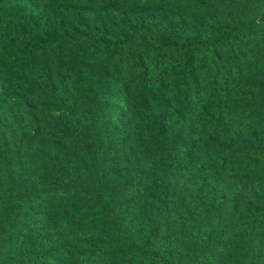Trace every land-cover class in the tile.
<instances>
[{
    "label": "trees",
    "instance_id": "obj_1",
    "mask_svg": "<svg viewBox=\"0 0 264 264\" xmlns=\"http://www.w3.org/2000/svg\"><path fill=\"white\" fill-rule=\"evenodd\" d=\"M251 2L0 0V104L14 90L15 70L31 59L67 116L81 112L74 86L65 79L72 74L68 64L82 62L89 73L108 68L116 77L112 86L100 79L94 90L86 87L100 132L89 146L61 136L67 144L61 171L89 154L97 170L114 174L119 188L102 203L96 193L61 185L62 174L53 172L48 186L36 184L24 196L29 142L12 150L0 124V166L8 178L3 201L19 206L0 243V264H125L128 255L144 264H176L174 249L186 222L195 226V241L203 246L197 264H264V143L235 153L229 146L241 121L239 108L264 113V10L225 20L193 19L196 13L238 11ZM138 91L165 93L167 99L171 91V104L163 100L159 134L149 138L155 143L158 138L169 155L186 149V160L161 186L145 174L133 141L130 107ZM109 106L112 112L98 117ZM234 178L250 186L230 197L222 185ZM245 194L259 206H243ZM158 205L163 212L147 242L139 246L129 238L128 250L114 251V230L135 225L136 209ZM88 230L103 239L85 241Z\"/></svg>",
    "mask_w": 264,
    "mask_h": 264
},
{
    "label": "rangeland",
    "instance_id": "obj_2",
    "mask_svg": "<svg viewBox=\"0 0 264 264\" xmlns=\"http://www.w3.org/2000/svg\"><path fill=\"white\" fill-rule=\"evenodd\" d=\"M263 10L264 0H252L251 3L240 6L238 11L231 12L222 9L209 13H196L193 15V19L195 16V20H198V22L199 20H225L230 18V16L238 17L249 12L256 14V12ZM79 63L72 62L68 64L72 69V74L65 77L67 84L74 86L76 91V98L80 106L79 110H81L78 116H67L59 106H56L55 95L47 93L49 82L46 76H40L38 73L40 65L38 61L36 62L32 59L19 66V70H15L16 72H14L11 80L12 86H15L12 87L14 90L12 93L7 94L6 101L0 104V124L6 130V137L12 150L20 148L27 140L29 142L28 150L23 156L25 169L28 174L24 196L34 192L33 189L36 184L39 187L48 186L53 172L58 175L62 174L61 181H59L60 184L62 183L61 185L78 187L79 190L86 191L90 195L96 193L97 199L102 203L110 200L112 190H115V188L119 189L116 185L114 174L110 170L106 173L97 170L96 162L92 155L89 154L83 157L79 155L78 160L82 159V161H78L77 164L73 162L74 164L72 163L71 168L61 171L66 158L64 156V148L67 146L61 136L62 138L64 136L71 139L72 143L79 144L80 142L84 143L85 146H89L100 132V125L98 126L97 122L93 121L92 118L95 114L94 102L90 101V99H85L86 87L94 90L100 79L104 87L112 86L116 80V77L112 72L108 71V68L100 73L98 70L95 73L93 71L89 73L90 70L81 65L82 62ZM52 79L56 81L58 76H53ZM92 80L94 82L89 85ZM170 95L171 91L168 93L169 99H167L165 93L138 91L133 93L131 99V131L136 152L140 162L143 163V167L146 169L144 171L145 174L151 177L153 183L157 186L163 185V182L170 177L171 172L177 170L187 156L185 153L186 149L182 148V151L176 155L175 153L169 155V153H165V149L158 138L155 143V137L160 131V115L162 110L166 109L163 100L170 101L172 98V95ZM161 97L162 101H160ZM112 109V106L105 109L101 108L98 117L104 118V115L112 112ZM238 112L241 121L239 126H235L233 129L237 136L234 135L235 143L232 144L236 146L229 144L233 153L254 149L264 143V113L246 111L243 107L239 108ZM47 125H51V132L48 129V131L46 130ZM149 137H154L155 140ZM145 148H147V152H145ZM76 157L77 153L75 154ZM7 183V175L2 166H0V184L2 185L0 188V243L5 236L7 224H10L18 216L19 212L18 204L13 202V204L8 205L3 201L5 197L3 186ZM248 186H250V183L247 180L234 178L224 180L222 189L231 197L232 195L241 194L242 187L248 188ZM251 198L246 194L241 195V202L245 203L243 206L247 204L259 206ZM262 200L264 201V197ZM129 203L126 201L124 205ZM162 212L163 208L160 205L151 210L147 208L146 211H142L140 208L136 209L135 225L127 230L125 229V231L114 230L110 239V242L115 246L114 251L128 250L130 243L127 240L129 238H132L137 245L143 246L147 242L150 229ZM123 219L125 220L127 217ZM184 226L183 236L177 239L179 243L177 248L174 249L173 261L176 264H197L196 259L199 257V251L203 249V246H199L195 241L193 235L196 230L195 226L187 224V222ZM173 228L175 230L172 231L176 234V226L174 225ZM83 232L86 238L85 241L95 243L103 239L99 232H90L89 230ZM157 246L154 244V250H156L155 247ZM131 260L136 262V264H144L145 261L140 257L133 259L131 255H128L125 259V264H130Z\"/></svg>",
    "mask_w": 264,
    "mask_h": 264
}]
</instances>
